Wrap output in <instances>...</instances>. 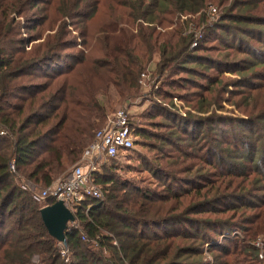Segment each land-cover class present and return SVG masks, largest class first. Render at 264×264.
Segmentation results:
<instances>
[{
    "label": "trees",
    "instance_id": "16d2710c",
    "mask_svg": "<svg viewBox=\"0 0 264 264\" xmlns=\"http://www.w3.org/2000/svg\"><path fill=\"white\" fill-rule=\"evenodd\" d=\"M104 3L110 20L100 26L99 56L89 60L84 54L68 63L65 53L76 46L74 37L69 38L70 20L87 23ZM209 3L223 8L213 22L206 14ZM193 20L203 21V36L189 49L194 33L185 31ZM123 23L129 28H118ZM170 25V34L181 37L160 45L154 81L206 68L211 58L201 52L211 49L205 47L210 32L237 40L227 51L244 56L237 60L235 53L228 66L224 60L231 53L223 54L224 60L210 68L222 74L230 67L240 75L234 87L257 80L263 84L252 88L264 89V74L254 70L264 62L252 58L255 48L244 43L258 38L264 55V0H0V264H262L254 241L264 234V111L239 121L213 113V94L228 86L220 75L202 87L211 96L199 94L196 100V110L205 116L178 119L165 112L154 95L172 98L174 80L163 82V94L157 90L150 96L148 107L158 109L157 114L147 110L140 116L149 119L155 134L128 116L133 145L139 136L140 142H158L152 147L158 151L173 149L160 155L166 164L146 165L155 190L143 189L136 178L133 182L96 172L104 199L84 200L74 224L68 223L65 245L50 236L41 219L40 209L53 200L33 199L34 188L57 180L107 124L99 94L113 87L125 103L136 97L152 41L167 37L161 33ZM22 29L35 36L26 41ZM45 29L54 32L25 50ZM83 63L88 74L72 83L70 74ZM231 123L248 132L221 127ZM183 143L188 149L178 146ZM132 148L107 159H118ZM12 161L15 171L10 170ZM22 179L34 188L22 189ZM211 243L212 262L204 255ZM62 250L68 253L67 262Z\"/></svg>",
    "mask_w": 264,
    "mask_h": 264
},
{
    "label": "rangeland",
    "instance_id": "374dc122",
    "mask_svg": "<svg viewBox=\"0 0 264 264\" xmlns=\"http://www.w3.org/2000/svg\"><path fill=\"white\" fill-rule=\"evenodd\" d=\"M231 1V0H229ZM213 7L216 9V15L218 12L221 13L222 7H219L217 4L209 3L208 8ZM120 11H123L124 8L121 7L119 9ZM208 12V9L206 11V14ZM109 13L107 4L104 3L103 5H100L93 17L87 22H80L79 19H72L70 20V23L72 24L69 27L70 31V37H74V41L76 43V46L72 49L67 51L65 54L68 55V63H72L75 61V59L79 58L80 55L86 54L88 56L87 58L90 60L91 58L97 57L100 54V42L101 38L103 37L102 34H99L100 26L104 28V25L109 22V18L107 17V14ZM125 13V11H124ZM184 18L187 16H183ZM208 19V18H207ZM210 19V18H209ZM214 19H210V22H213ZM22 20V24L25 23ZM209 22V23H210ZM30 24V23H28ZM203 21L197 22V20H193L189 25L187 31L185 33H194V39L193 41L196 42L195 45L190 44L189 49L195 48L198 44L199 39L203 36V32H201ZM174 25H170L168 27H164L165 29H162L161 34H167V37L161 36L158 41H152L153 42V53L150 58V61L146 63V67L144 68L145 71H147L148 75L147 78L144 79L143 83L139 82L140 88H138V91L136 92L135 98H130L127 103L124 102L122 98H120L116 92V90L113 87L109 88L108 94H99V100L106 108V119L108 120L112 119L114 114L119 109H125L128 112V115L130 116V119L133 118V122L138 123L139 125L144 128V130L148 132H153L155 134L156 130L152 129L150 130L149 127V119H146L142 116L144 113L149 110V112L156 113L158 112V109H153L151 107H148L150 104V96L152 97L155 91L159 90L160 94H163L166 89L162 87L163 82H170L172 80L174 84V92L172 94V98L168 99H162L161 97H158L154 95V99H156L161 105H163L165 108V112H174L176 114V117L180 119V116L185 117L187 114H191L194 116H205L206 113H199L196 110V100L198 98L199 94H205V96H211V94L206 93L204 90V86H207L208 82L212 80L213 78H216V76L220 75V78L224 80V82H227V89L223 88L219 92H215L213 94L214 101L216 102L212 106V112L216 115H220L222 117H226L229 120L232 121H239L246 119L249 113L259 114L264 111V89H255L252 88L253 86H258V84H263L262 81H252L251 83H247L248 85H244L243 87H234L238 83L239 76L236 73H233L231 71V68L229 67V72H224L222 74H218V71L215 69L210 68L212 62H220L221 60H224L223 54L231 53L230 58H228L226 61L224 60V63L229 66V63L226 62H232L231 60L234 59L235 53L233 50L227 51L228 44H237V40L234 41V39H228L226 40L222 34L218 35V33H207V44H205L206 48L211 47V49H208L205 52H201V56L210 57L211 59H208V63L206 65L208 67V70L206 68L200 69L199 72H194L195 75L189 76L186 75V73H176V75H163L161 78H158L154 81L152 73L154 72V69L156 67V63L159 60L161 48L160 45H162L163 42H166L168 39H173L174 41L177 40L179 35L173 37L170 34L171 28H173ZM125 27L124 23L120 26L118 25V28ZM135 28V27H134ZM42 30V28L40 29ZM84 31L86 32V35L84 36ZM54 31L45 29L42 32V38L40 40H34L30 43H26L25 50H28L31 46H35L36 44H39L43 38L46 35L53 34ZM33 31H25L21 30L20 36H24V39L30 40L29 36H35L33 35ZM232 35V32L229 33ZM218 35V36H217ZM228 37H231V36ZM227 37V38H228ZM216 38V39H215ZM222 38V39H221ZM233 38V37H232ZM236 39L238 37L236 36ZM192 41V42H193ZM262 41V39H261ZM245 44H250L253 48H255V51L257 55L252 56V58L259 59L262 62H264V55H260V48L261 42H258V38H255V40L250 39ZM264 52V49L262 50ZM200 53V52H199ZM198 53V54H199ZM237 54V53H236ZM237 60L244 58L242 54H237ZM214 60V61H213ZM254 70L257 74H264V64H258ZM88 74V69L84 68V63L82 65H78L75 67V71L70 74L71 78L70 81L74 83L77 80L84 79V75ZM188 74V73H187ZM196 74H200V78L196 76ZM69 75V76H70ZM182 76L180 79L178 77ZM141 78V75L139 76V80ZM261 82V83H260ZM152 83H154V86H151ZM251 86V87H250ZM162 87V88H161ZM200 87V88H199ZM238 88V89H236ZM199 92V93H197ZM236 92V93H235ZM238 93V94H237ZM150 108V109H149ZM170 110V111H168ZM160 116V113H159ZM160 119V117H157L154 119L153 122H157ZM232 126H235L239 131L244 130L245 132H248V130L243 127L242 125H236V124H223L221 125L224 129H231ZM157 132H161L158 130ZM136 143L134 142L133 148L126 152L123 156L119 155L120 157L118 159H112L109 160L107 157L102 158L98 174H106L107 172L115 174L116 176L126 177L129 179V181L136 182L134 178L138 180L139 184L143 189H146L147 187L151 190L156 189L155 181L150 177V174L148 173V170L145 169L147 164H150L152 167H156L158 165L166 164V159H160V155H164L165 152H173L172 148H168L167 146L163 149L164 152L158 151L155 149L157 146H159L158 142L151 140H143L139 136L135 137ZM134 140V141H135ZM180 147H183L185 149H188L186 146V143H183L181 145H178ZM155 147V148H152ZM155 159V160H154ZM72 163L67 165L66 169L58 175L57 179H62L66 177L73 166L76 164ZM111 168V171L109 169ZM22 181H26L25 179H22ZM27 182V181H26ZM34 187L32 186V189ZM44 186H38L35 189V192H38L42 190ZM44 201V200H43ZM234 233H238L234 232ZM264 233V232H263ZM240 236H243V232L239 231ZM221 240V239H220ZM264 242V234L262 236H259L254 241V245L260 246L261 243ZM213 243L208 244L205 246V249H207L204 253L206 260L212 262V255H210L208 249L210 246H212ZM256 246V247H257ZM262 250L263 246H262ZM262 251V252H263ZM264 254V252H263ZM37 256L33 257L32 262L36 263ZM264 260V258H263ZM264 264V261L262 262Z\"/></svg>",
    "mask_w": 264,
    "mask_h": 264
},
{
    "label": "built area",
    "instance_id": "2783aa9c",
    "mask_svg": "<svg viewBox=\"0 0 264 264\" xmlns=\"http://www.w3.org/2000/svg\"><path fill=\"white\" fill-rule=\"evenodd\" d=\"M207 14L210 19H214L216 9L209 7ZM192 44L195 45L196 42L193 41ZM147 75V71L142 72L139 82L143 83ZM128 116L127 110L119 109L103 128L95 132L93 140L83 148L79 160L70 173L65 178L53 181L38 192L32 191L33 199L36 201L52 199L53 202L62 200L74 215L86 199L93 198L101 202L104 199V191L95 182L94 175L99 170L102 158L112 157L119 150L133 146V135ZM0 133L2 134V131ZM10 170L15 171L14 161L10 164ZM21 187L32 190L31 184L26 181H22ZM83 211L87 212V208ZM71 224H74V221ZM257 247L260 249L259 257L264 258L262 245ZM61 255L65 262L69 260L66 250H62Z\"/></svg>",
    "mask_w": 264,
    "mask_h": 264
},
{
    "label": "water",
    "instance_id": "95a60500",
    "mask_svg": "<svg viewBox=\"0 0 264 264\" xmlns=\"http://www.w3.org/2000/svg\"><path fill=\"white\" fill-rule=\"evenodd\" d=\"M41 219L47 232L59 243L65 245V231L68 223L75 220L74 214L62 200H57L40 209Z\"/></svg>",
    "mask_w": 264,
    "mask_h": 264
}]
</instances>
